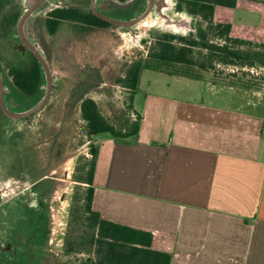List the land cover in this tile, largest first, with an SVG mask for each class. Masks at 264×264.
Wrapping results in <instances>:
<instances>
[{
    "label": "crops",
    "instance_id": "0c3cea01",
    "mask_svg": "<svg viewBox=\"0 0 264 264\" xmlns=\"http://www.w3.org/2000/svg\"><path fill=\"white\" fill-rule=\"evenodd\" d=\"M220 7L214 22L231 38L264 45V0ZM142 72L139 133L96 147L93 210L150 232L171 264H264V86L173 76L195 83L141 115Z\"/></svg>",
    "mask_w": 264,
    "mask_h": 264
},
{
    "label": "flooded vegetation",
    "instance_id": "af4514ba",
    "mask_svg": "<svg viewBox=\"0 0 264 264\" xmlns=\"http://www.w3.org/2000/svg\"><path fill=\"white\" fill-rule=\"evenodd\" d=\"M148 1L0 0V264L46 260L54 182L49 173L64 147L61 128L42 138L54 128L50 123L61 108L67 109V119L78 105L81 116V103L102 85L96 74L71 75L69 57L62 60L55 51L58 33L64 26L78 36L109 31L123 36L126 44L132 27L142 44L148 38L143 29L160 35L152 14L145 15ZM173 1L177 11L184 10ZM131 21L128 27L119 24ZM75 79L79 81L70 86Z\"/></svg>",
    "mask_w": 264,
    "mask_h": 264
},
{
    "label": "rangeland",
    "instance_id": "374dc122",
    "mask_svg": "<svg viewBox=\"0 0 264 264\" xmlns=\"http://www.w3.org/2000/svg\"><path fill=\"white\" fill-rule=\"evenodd\" d=\"M219 9L226 8L220 7ZM197 21L198 25L196 24V26L198 29L206 30L205 24L199 19ZM153 23L155 22L153 21ZM143 30L148 34L147 40L140 47L132 49L125 48L127 40L123 36H115L109 31H88L78 36L73 35L72 31L64 26L55 39L56 54L62 60L69 57L70 62L67 66L69 65L70 69L72 68V76L78 78L76 71H85L84 74L82 73L84 77H87V75L93 77L96 74L95 79L102 85L98 89H91L88 98L95 101L100 113L111 125L124 131H128L129 125L136 119V116L134 111L128 107L131 91L124 87L120 81L124 79L130 65L147 58L149 50L155 46L156 39L159 36L150 33L149 29ZM208 37L213 41H218L210 33ZM243 48L245 49V47ZM202 53V55L205 54ZM195 54L197 55L196 50ZM197 56L201 58L200 55ZM212 67L204 76L207 75L213 81L212 73L214 72L219 75L220 79H225L231 76L232 73L239 77L249 73L256 77L255 81L259 84L261 82L260 88L254 90L261 89L264 86V82L261 81L264 80V70L256 75L255 73L251 74L248 71L249 68L239 69L232 65H223L216 62L213 63ZM141 77L140 90L134 99V106L141 115L148 101L167 100L175 96L182 98L183 96H180L182 92L177 91L180 88L178 85L195 83L147 69L143 70ZM229 80H232V78H229ZM70 81V86H72L79 79ZM217 83L224 85L220 81ZM200 84L203 85L200 88H202L205 95L210 94L208 84L205 81L200 82ZM94 86L98 85L94 84ZM57 113V120L50 123L51 128L54 127L55 129L52 128V131L42 138L48 139L49 135H53L61 128L60 141H62L64 147L61 159L51 165L52 171L49 173L50 177H54L53 194L51 200H49L51 232L48 245L49 251L43 264H86L92 258V254L89 253L90 249L85 244L87 229L84 225L83 205L88 187L83 179L86 177L88 165L92 160L91 149L98 147V145L102 147L105 140H112L114 137L109 133L89 137L86 124L80 116L78 105L73 108L67 119H65L66 108H61ZM64 120L66 121L64 122ZM38 131L35 130L33 136L38 134ZM33 140L35 139L31 141L33 142ZM42 147L46 148L47 146ZM70 247L73 251L69 250Z\"/></svg>",
    "mask_w": 264,
    "mask_h": 264
},
{
    "label": "trees",
    "instance_id": "16d2710c",
    "mask_svg": "<svg viewBox=\"0 0 264 264\" xmlns=\"http://www.w3.org/2000/svg\"><path fill=\"white\" fill-rule=\"evenodd\" d=\"M178 1L179 8L198 17L205 24L206 30L199 28L197 39L193 36L179 37L161 34L156 39L155 46L149 50L147 58L128 67L124 79L120 82L131 91L128 104L130 110H133V95L138 90L140 75L145 69L196 80L203 78L213 68L214 62L232 65L239 69H264V45L231 38L230 25L213 21L215 6L233 8L236 0ZM208 32L218 41L209 39ZM195 50L202 59L195 54ZM202 52L205 54L202 55ZM245 74L239 77L232 73L231 76L220 79L219 75L214 72L212 78L213 82L220 81L230 87L260 88L261 82L259 84L255 81L256 77L249 73ZM261 81L264 82L263 79ZM80 112L89 137L109 133L115 139L123 140L139 133L141 117L136 113V119L129 125L128 131H124L111 125L91 98L81 103ZM96 153V147L92 148V160L88 165L86 177L83 179L88 187L83 205V219L87 229L85 244L90 249L89 253L92 254V258L86 264H171L172 255L170 253L152 248L153 236L150 232L104 220L98 212L93 210ZM69 250L73 251L72 247Z\"/></svg>",
    "mask_w": 264,
    "mask_h": 264
},
{
    "label": "water",
    "instance_id": "95a60500",
    "mask_svg": "<svg viewBox=\"0 0 264 264\" xmlns=\"http://www.w3.org/2000/svg\"><path fill=\"white\" fill-rule=\"evenodd\" d=\"M152 14L154 19V30L159 34H170L179 37L193 36L198 38V27L193 24L194 16L186 10L177 11L176 3L173 0H149L145 15ZM135 21L119 23L126 27L134 24ZM126 26H125V25ZM127 26V27H128ZM130 29V41L125 44V48H138L141 45V37L136 35L135 29ZM42 69L46 66L42 63Z\"/></svg>",
    "mask_w": 264,
    "mask_h": 264
},
{
    "label": "built area",
    "instance_id": "2783aa9c",
    "mask_svg": "<svg viewBox=\"0 0 264 264\" xmlns=\"http://www.w3.org/2000/svg\"><path fill=\"white\" fill-rule=\"evenodd\" d=\"M264 69H262V68H250V69H248V71L252 74H256V75H258L259 73H261V71H263Z\"/></svg>",
    "mask_w": 264,
    "mask_h": 264
}]
</instances>
